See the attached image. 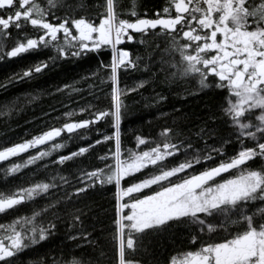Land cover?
<instances>
[{
  "label": "snow or ice",
  "instance_id": "snow-or-ice-1",
  "mask_svg": "<svg viewBox=\"0 0 264 264\" xmlns=\"http://www.w3.org/2000/svg\"><path fill=\"white\" fill-rule=\"evenodd\" d=\"M134 4L135 0L129 18H122L117 0H101L95 18H91L77 17L71 6L58 15L65 0H0V61L44 50L53 53L0 83L2 89L30 81L61 60L99 54L105 48L112 52L109 63L100 61L84 78L90 81L88 91L94 98H99L97 90L106 96V107L88 104L79 109L83 119L0 147V162L36 150L22 163H12L6 169L11 175L38 162L45 169L58 167L62 171L68 162L90 155L97 146H110L98 156L104 167L80 168L73 174L74 182L57 172L48 182L0 195V214H7L52 191L61 192L42 211L0 223V264H14L20 253L48 239L65 219L59 214L61 209L78 203L97 185H114L116 189L109 264H139L133 257L144 238L163 234L174 225L194 227L190 241L200 246L179 258L171 257L166 264H264V0H166L154 18H142ZM29 28L32 35L26 31ZM12 29L17 35L9 50L6 41L13 38ZM160 39L166 41L167 53L179 56L178 62L170 64L172 79L191 77L201 89L214 87L227 93L219 117L230 129L227 138L218 136L217 129L202 127L197 139L203 141V147L197 148L191 138L181 139L179 133L165 127L153 140L134 134L136 149L125 152L123 97L143 88L145 81L120 88L121 71L138 70L140 57L132 59L130 51L118 46ZM57 92H67L71 98L81 89L66 84ZM11 111L4 105L0 115ZM64 115L71 118L76 113ZM93 132L96 138L87 142ZM65 135L68 141L86 143L52 159L65 149V143L57 142ZM209 139H221V143L210 145ZM232 143L238 144L239 150L229 156L226 148ZM181 156L183 159L177 160ZM257 159L262 161L259 168L247 167ZM209 161L215 166L204 167ZM232 170L239 174L233 175ZM225 173L231 178L225 179ZM128 180L132 182L123 186ZM257 204L260 206L249 214ZM68 216L75 233L70 238L89 241L83 209L68 212Z\"/></svg>",
  "mask_w": 264,
  "mask_h": 264
},
{
  "label": "trees",
  "instance_id": "trees-1",
  "mask_svg": "<svg viewBox=\"0 0 264 264\" xmlns=\"http://www.w3.org/2000/svg\"><path fill=\"white\" fill-rule=\"evenodd\" d=\"M100 2L101 0H65V8L60 9L57 14L64 15L71 6L74 9L73 14L77 17L95 18L98 11L96 5ZM131 2L133 3V0H117V11L121 13L122 18H129L128 13L132 11L129 6ZM160 2L161 0H135V11L142 18H152L145 16L144 13L157 10ZM26 31L32 35L30 28ZM119 47L130 51L132 59L140 57L138 70L121 71L120 88H132L140 81H145L143 88L123 97L125 109L122 140L125 152L128 149H136L134 134L153 140L165 127L179 133L181 139L191 138V142L197 148L203 147V141L197 139L202 127H207L209 130L217 129V135L222 138L229 136L230 129L219 119L222 116L221 105L227 93L214 87L201 89L197 80L191 77L172 79L171 72L174 69L170 64L173 61L178 62L179 56L165 51L167 47L165 40L160 39L144 45L126 43ZM52 54L51 50H44L28 53L14 60L4 59L0 62V83L36 62L46 60ZM110 60V48H105L99 54L91 53L83 58L61 60L30 81L13 83L7 89L0 88V109H3L4 105L12 108L10 114L0 115V147L31 139L33 135L40 134L50 127H60L65 122L83 119L85 116L79 113V109L88 104L106 107L109 103L106 96L97 90L96 95L99 98H94L88 91L90 81L84 78L97 69L100 61L109 63ZM66 84H76L81 92L71 94V98L67 92L64 94L57 92V88H63ZM105 91L108 92L110 89L106 88ZM33 97L36 99H32ZM69 111L75 112L76 115L71 118L66 117L64 114ZM213 116L217 119H210ZM94 138L96 137L93 132L87 142H91ZM57 142L65 143L66 147L54 154L52 159L57 155L76 151L79 146H84L86 143L80 140L68 141L66 135L58 138ZM208 143L219 146L221 139H209ZM109 147L107 144L97 146L90 155L78 158L75 162H68L62 171L58 167L45 169L43 163L38 162L37 165L22 169L19 173L11 175L6 173V169L12 163H22L29 155H34L36 150H30L20 157L5 161L0 164V195H10L18 188L28 187L36 182H48L57 172L74 182L73 174H78V169L93 170L104 167L98 156L105 154ZM142 150L147 148L142 146ZM238 150L239 145L236 143L229 144L226 148L229 156ZM224 158L227 159V156ZM180 159L183 157H177V160ZM219 162V159L215 161L216 164ZM261 163L262 161L257 159L248 162L247 167L257 169ZM168 166H171V163ZM211 166H215L212 161L204 165V167ZM200 170L202 168H197V171ZM224 177H229V174ZM131 182L128 180L123 186L127 187ZM115 191L114 185L103 187L97 185L78 203L69 206L67 210L61 209L59 214L65 219L58 223L57 230L45 241L20 253L14 258V264H73L74 260L79 261V264H109L113 257ZM60 196L61 192L52 191L45 198H37L34 202L9 210L7 214H0V223H9L21 215L42 211L50 203L51 198ZM259 206V204L254 205L249 214L255 212ZM75 209H83L84 226L90 234L89 241L70 238L75 233L71 230L68 212ZM47 218V216L43 217V219ZM194 231V227L190 229L183 225H174L163 234L145 237L133 259L139 261V264H166L171 257H178L184 252L199 248V243L192 244L190 241V235ZM214 239L218 240L219 237Z\"/></svg>",
  "mask_w": 264,
  "mask_h": 264
},
{
  "label": "flooded vegetation",
  "instance_id": "flooded-vegetation-1",
  "mask_svg": "<svg viewBox=\"0 0 264 264\" xmlns=\"http://www.w3.org/2000/svg\"><path fill=\"white\" fill-rule=\"evenodd\" d=\"M129 6H131L130 8L131 9H133V3L131 2L130 4H129ZM164 6H166V0H161V2H160V4L158 5V7H157V10H149V11H147L146 13H144V15L145 16H148V17H152V18H154V16H155V14L157 13V12H161L162 11V9H163V7ZM135 7V6H134ZM147 18V17H146ZM12 34H13V38L12 39H9V40H7L6 41V45H7V47H8V49L10 50V48H11V46H13L14 45V42H15V37H16V35H17V33H16V30L15 29H12ZM127 43V42H126ZM125 43V44H126ZM122 46V45H121ZM6 60H14V59H16V58H12V59H7V58H5ZM1 62V61H0ZM197 250V249H196ZM193 251H195V250H193ZM185 253V252H184ZM183 255V253L182 254H180V255H178V258L179 257H181Z\"/></svg>",
  "mask_w": 264,
  "mask_h": 264
},
{
  "label": "rangeland",
  "instance_id": "rangeland-1",
  "mask_svg": "<svg viewBox=\"0 0 264 264\" xmlns=\"http://www.w3.org/2000/svg\"><path fill=\"white\" fill-rule=\"evenodd\" d=\"M110 51H111V49H110ZM111 56H112V52H111ZM232 172H233V175H237V174H239L237 170H232ZM226 174H227V173H226ZM226 174H225V175H226ZM225 175H224V176H225ZM224 178L227 179V178H231V177L229 176V177H224ZM218 180H219V179H218Z\"/></svg>",
  "mask_w": 264,
  "mask_h": 264
},
{
  "label": "water",
  "instance_id": "water-1",
  "mask_svg": "<svg viewBox=\"0 0 264 264\" xmlns=\"http://www.w3.org/2000/svg\"><path fill=\"white\" fill-rule=\"evenodd\" d=\"M118 47H119V46H118ZM11 159H12V158H11ZM4 162H5V161H4ZM1 163H3V162H0V164H1ZM225 174H226V173H225ZM225 174H223V176H224ZM217 179H219V178H217Z\"/></svg>",
  "mask_w": 264,
  "mask_h": 264
}]
</instances>
